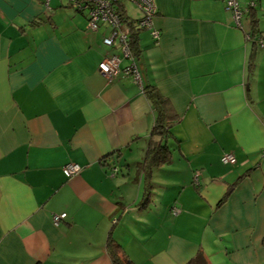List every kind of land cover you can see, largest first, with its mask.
<instances>
[{"label":"crops","instance_id":"obj_1","mask_svg":"<svg viewBox=\"0 0 264 264\" xmlns=\"http://www.w3.org/2000/svg\"><path fill=\"white\" fill-rule=\"evenodd\" d=\"M153 1L159 37L139 30L136 83L98 71L120 51L64 0H0V264H113L111 227L134 264H185L198 249L211 264H264V46L246 37L249 7L264 34V0H239L240 26L222 0ZM147 84L179 118L140 209ZM67 163L81 170L65 177Z\"/></svg>","mask_w":264,"mask_h":264},{"label":"built area","instance_id":"obj_2","mask_svg":"<svg viewBox=\"0 0 264 264\" xmlns=\"http://www.w3.org/2000/svg\"><path fill=\"white\" fill-rule=\"evenodd\" d=\"M47 1V0H45ZM68 6L74 11L85 15L87 19V29L96 31L101 27H106L107 34L103 37V44L109 49H118L120 55L112 52L99 62L98 71L103 74L109 82H114L121 76H131L136 83H140L141 75L135 60L131 57L130 51L126 43V34L121 30V16L119 9L125 7L126 3H131L140 11V17L133 23L140 30H147L153 40H157L159 32L153 26V17L155 14V5L153 0H64ZM225 8L231 12L233 22L236 26H240L245 11L239 0H222ZM254 6V3H250ZM250 40V35L246 34ZM256 45L264 46V37L259 35L255 39ZM126 59L128 63L122 67L121 62ZM221 162L232 165L236 162L233 153H224L221 156ZM81 170V166L76 163H67L63 166L62 172L65 177L76 175ZM116 168L112 169L115 174ZM198 173H196L197 176ZM197 178V177H196ZM178 212L176 207L171 209L172 214ZM66 217L65 213L53 214L52 220L55 225Z\"/></svg>","mask_w":264,"mask_h":264},{"label":"trees","instance_id":"obj_3","mask_svg":"<svg viewBox=\"0 0 264 264\" xmlns=\"http://www.w3.org/2000/svg\"><path fill=\"white\" fill-rule=\"evenodd\" d=\"M68 6V5H67ZM121 16V30L126 34V43L130 51L131 57L135 62L141 56V48L139 44V30L136 28L131 19H129L125 13L124 8L119 9ZM255 8L249 7L248 17L250 20V29L248 34L250 35L252 49L256 48L255 39L259 35L264 37V34L258 29L257 19L254 14ZM253 57L250 60V66H252ZM143 93L147 96L152 104V108L155 110V118L153 126L149 135V146L144 160L138 164L142 170H144L146 181L148 182L145 187L143 196L137 208H145L150 202V175L154 168L166 164L170 159V149L167 144V139L171 136V127L178 120V115L175 112L169 99L163 96L157 87L147 84L142 87ZM112 154L103 157V163ZM254 168L247 169L242 175L238 176L233 182V186L238 183L244 176H248ZM226 196V195H225ZM225 196L221 199L218 205L224 202ZM264 245V237L262 240ZM106 249L111 257L113 264H134L131 259L124 253L122 247L115 241L112 235V227L110 228L107 240ZM185 264H211L204 252L198 249L196 254L191 257Z\"/></svg>","mask_w":264,"mask_h":264},{"label":"rangeland","instance_id":"obj_4","mask_svg":"<svg viewBox=\"0 0 264 264\" xmlns=\"http://www.w3.org/2000/svg\"><path fill=\"white\" fill-rule=\"evenodd\" d=\"M127 8H128V11H129V13H131V14H140V11L135 7V6H133L131 3H128L127 4ZM137 9V10H136ZM137 11V12H136ZM130 14V15H131ZM153 180V179H152Z\"/></svg>","mask_w":264,"mask_h":264}]
</instances>
